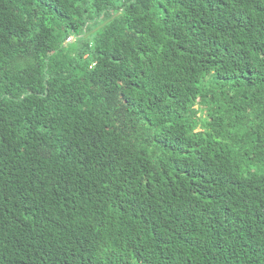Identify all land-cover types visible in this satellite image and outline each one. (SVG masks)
I'll return each instance as SVG.
<instances>
[{"label": "trees", "instance_id": "trees-1", "mask_svg": "<svg viewBox=\"0 0 264 264\" xmlns=\"http://www.w3.org/2000/svg\"><path fill=\"white\" fill-rule=\"evenodd\" d=\"M0 264H264V0H0Z\"/></svg>", "mask_w": 264, "mask_h": 264}, {"label": "rangeland", "instance_id": "rangeland-1", "mask_svg": "<svg viewBox=\"0 0 264 264\" xmlns=\"http://www.w3.org/2000/svg\"><path fill=\"white\" fill-rule=\"evenodd\" d=\"M67 40H68V41H72V40H73V37H70V38H68Z\"/></svg>", "mask_w": 264, "mask_h": 264}]
</instances>
